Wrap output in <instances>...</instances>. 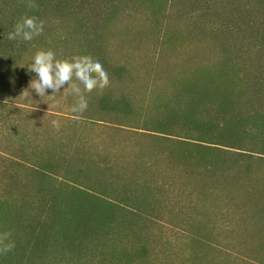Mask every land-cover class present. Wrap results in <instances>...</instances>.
Segmentation results:
<instances>
[{
    "label": "trees",
    "instance_id": "trees-1",
    "mask_svg": "<svg viewBox=\"0 0 264 264\" xmlns=\"http://www.w3.org/2000/svg\"><path fill=\"white\" fill-rule=\"evenodd\" d=\"M144 1L0 0V264H216L203 223L240 210L264 231V62L236 63L226 47L183 53L166 34L144 49L145 34L117 23L144 16ZM161 1L166 12H206V0ZM26 16L43 33L8 40ZM41 50L98 61L107 86L38 96L27 66ZM80 99L88 106L77 114ZM235 196L252 208L227 203ZM178 197L188 225L179 262L174 244L133 233ZM258 245L250 264H264V237Z\"/></svg>",
    "mask_w": 264,
    "mask_h": 264
},
{
    "label": "rangeland",
    "instance_id": "rangeland-1",
    "mask_svg": "<svg viewBox=\"0 0 264 264\" xmlns=\"http://www.w3.org/2000/svg\"><path fill=\"white\" fill-rule=\"evenodd\" d=\"M179 5L183 4L178 3ZM202 6L206 8L203 15H199L198 12L189 14L181 7L166 12L161 0H145V9L142 8L144 16L133 19L128 17V19H123L126 17L119 16V20H116H118L117 23L132 24L131 26L135 30L147 36L148 39H144V49L150 48L146 43L150 42L154 34H166L172 40V45L181 49L183 53H189L192 50L209 52L215 51L214 49H218V47H226L236 57L234 59L236 63L245 62L254 65L264 62V0H206ZM121 24L115 26L120 27ZM93 134L95 136L100 135L98 132ZM106 139L110 140V136ZM0 167V171L3 170L2 166ZM20 177L23 178L22 174L15 181H20ZM2 182L6 183V180ZM1 189L3 190V187H0ZM176 190L178 191L174 192L175 194L181 193L182 196L186 193L189 194L188 189L181 191L183 189L177 188ZM170 195L171 193H166V197ZM213 197L217 198V203L221 204V200H223L221 192L217 191L213 194ZM238 198L239 196H235L229 199L227 203L239 206L236 201H240L243 207H251L249 203H244ZM179 199L180 197H178L177 203H174L173 199L169 200L168 215L166 214L163 219L155 218V220L146 221L142 225L138 223L133 227L135 236L144 234L145 238H149L150 241L154 240L158 244L163 242L174 244L175 248L171 250V253L177 262L187 260V255L179 247L182 246L183 239H185L181 231H188V225L185 223H182L184 224L182 225V221H180L186 216V210ZM191 202L195 203L193 195H191ZM222 205L223 203L220 207ZM160 206L156 205L154 212ZM164 212H166V209ZM221 212L218 211V215ZM235 212V216L230 215L227 217L228 221L223 224L217 223L214 227H210L208 224L203 223V226L199 229L203 239L211 241L222 249L216 248V251L214 250V252L208 254L216 264H250L247 260L253 258L250 256H253V254L259 256L257 248L259 247L258 244L263 242V225L261 223L257 225L251 223L253 226L249 227L250 224L246 221V216L240 210L238 214H241L242 217L237 214V211ZM157 214L154 213L153 216ZM234 235H236L235 238ZM230 244L235 245V249H232ZM223 250L230 252L225 253ZM249 252H253V254L250 253L252 255L249 256ZM201 264H206V262H201Z\"/></svg>",
    "mask_w": 264,
    "mask_h": 264
},
{
    "label": "clouds",
    "instance_id": "clouds-1",
    "mask_svg": "<svg viewBox=\"0 0 264 264\" xmlns=\"http://www.w3.org/2000/svg\"><path fill=\"white\" fill-rule=\"evenodd\" d=\"M31 7V3L29 4ZM44 31V23L37 21L35 17L26 16L14 25L13 31L8 33L10 41H32L34 37L40 36ZM30 72H34L36 79L32 80L29 87L35 93L43 97L47 95V90L52 93L70 91L75 97L81 96V87L85 92H91L94 88H104L108 84V75L98 61H92L87 57H74L72 61L57 60L55 53L51 50L38 51L33 57V62L27 66ZM95 74V75H93ZM73 77L78 81V85L72 83ZM88 104L84 99H80L73 112L79 114L86 110ZM52 125L59 128V122L52 121ZM13 245H6L3 251H8Z\"/></svg>",
    "mask_w": 264,
    "mask_h": 264
}]
</instances>
